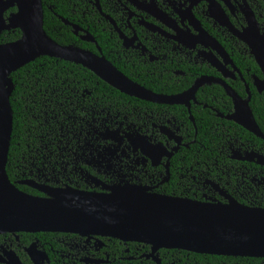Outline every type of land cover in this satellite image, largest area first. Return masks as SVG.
Instances as JSON below:
<instances>
[{"label":"flooded vegetation","instance_id":"obj_1","mask_svg":"<svg viewBox=\"0 0 264 264\" xmlns=\"http://www.w3.org/2000/svg\"><path fill=\"white\" fill-rule=\"evenodd\" d=\"M66 1L82 24L59 17L76 39L70 46L107 62L130 94L96 74L91 90H59L56 102L74 116L61 110L55 131L46 121V152L29 158V173L16 185L34 196H44L38 187L107 193L131 185L264 209V138L240 124H251V113L264 136L250 107L256 95L264 97L254 55L264 47V0ZM248 29H255L252 37ZM254 64L259 74L247 68ZM144 92L156 101L133 95ZM53 100H46L48 119ZM180 252L96 235H0V264H14V256L23 264H250Z\"/></svg>","mask_w":264,"mask_h":264},{"label":"water","instance_id":"obj_2","mask_svg":"<svg viewBox=\"0 0 264 264\" xmlns=\"http://www.w3.org/2000/svg\"><path fill=\"white\" fill-rule=\"evenodd\" d=\"M12 9L16 12L5 17ZM12 30H20L21 38L0 44V235H96L145 244L151 246L154 253L168 249L264 259L263 208H251L234 201L223 204L176 198L131 185L115 186L107 193L38 187L45 195L38 197L23 192L12 183L7 164L14 121L11 106L13 73L40 57H51L81 65L130 94L129 90L116 84L115 78H124L107 62L79 48L59 45L46 34L42 0H0V37L4 31ZM247 32L252 37L255 29ZM254 50L264 73V47ZM255 84L264 91V80H257ZM225 88L236 105L242 103L231 87L225 84ZM133 95L156 101L145 92ZM250 117L251 124L239 121L240 124L264 138L251 113ZM23 184L34 186L28 182ZM13 260L14 264H23L16 256Z\"/></svg>","mask_w":264,"mask_h":264},{"label":"trees","instance_id":"obj_3","mask_svg":"<svg viewBox=\"0 0 264 264\" xmlns=\"http://www.w3.org/2000/svg\"><path fill=\"white\" fill-rule=\"evenodd\" d=\"M42 1L44 7V30L46 34L59 45H75L76 39L71 32H68V29L71 28L59 19V17L65 18L70 22L80 24L68 12L70 7L67 4L69 2L66 0ZM11 11L16 12V9H12ZM80 25L82 26V24ZM21 35L20 30L4 31L0 37V44L18 41ZM247 68L253 72L257 70L256 74H259L258 67L255 64L247 66ZM244 73L247 83L253 90L250 78L245 71ZM11 78L14 83V91L11 96L14 121L7 174L10 181L16 184V182L21 180L22 175L27 176L29 173V166H26L30 162L29 158L46 152L45 147L47 142L45 139L50 130V126L46 124V121L52 125V130L55 131L60 127L62 120L60 117L61 110L66 111L70 117L74 116L72 109L69 108L67 110L59 102H56L61 97L59 90H91L95 84V74L75 63L51 57H40L13 73ZM234 89L239 90L236 87ZM241 89L244 91L243 84H241ZM52 91L54 93H51ZM50 94L54 99L51 104L53 111L51 114L52 119H48L46 114L48 112L47 105L49 104V102L46 103V100ZM250 107L260 128L264 131V97L256 95L251 101ZM17 187L27 194L34 195L30 190L22 186L17 185ZM38 197H45V195ZM180 253L184 255L189 254L188 252ZM215 257L224 260L230 259L227 257ZM242 261L250 264H259L260 262H264V259L237 258L233 262L240 263Z\"/></svg>","mask_w":264,"mask_h":264}]
</instances>
